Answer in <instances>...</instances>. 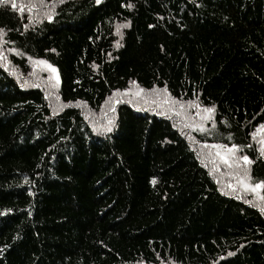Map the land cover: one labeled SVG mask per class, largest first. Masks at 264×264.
Returning a JSON list of instances; mask_svg holds the SVG:
<instances>
[{
    "label": "trees",
    "instance_id": "trees-1",
    "mask_svg": "<svg viewBox=\"0 0 264 264\" xmlns=\"http://www.w3.org/2000/svg\"><path fill=\"white\" fill-rule=\"evenodd\" d=\"M0 28V264H264V0H8Z\"/></svg>",
    "mask_w": 264,
    "mask_h": 264
},
{
    "label": "snow or ice",
    "instance_id": "snow-or-ice-1",
    "mask_svg": "<svg viewBox=\"0 0 264 264\" xmlns=\"http://www.w3.org/2000/svg\"><path fill=\"white\" fill-rule=\"evenodd\" d=\"M8 2V0H0V3H7ZM96 2L97 3H100V0H96ZM129 7H131V5H128ZM12 7L13 8H15L16 7V4L13 2V4H12ZM23 5H21V8H20V10L21 11H23ZM51 19V17H49V20ZM127 25H125V27H126ZM3 29L2 28H0V33H3ZM39 63H41V64H46V62L45 61H39ZM48 66V68L53 72V73H55L56 72V69L54 68V67H52L51 65H47ZM57 82H59L58 81V77H57ZM206 111H208V112H211L212 111V109H206ZM109 131L111 130V129H108ZM222 147V146H221ZM261 147H262V149H264V141H261ZM217 155H220V153H217ZM221 159H223L224 160V162L225 163H228V158L227 157H221ZM242 159L246 162V163H250V161H249V159H248V157L247 156H244V157H242ZM155 181H153V183H154ZM248 187H252L253 188V190H255V189H259V188H262V187H264V182H260V183H257V184H255L254 186H252V185H248ZM0 214H3V213H0ZM229 255H231V253H229Z\"/></svg>",
    "mask_w": 264,
    "mask_h": 264
},
{
    "label": "rangeland",
    "instance_id": "rangeland-1",
    "mask_svg": "<svg viewBox=\"0 0 264 264\" xmlns=\"http://www.w3.org/2000/svg\"><path fill=\"white\" fill-rule=\"evenodd\" d=\"M38 66H39V68H41L42 70H44V71H46V72L49 73V76H50L51 81H52L53 83H59V82H57V77H58V81H60V80H59L58 73H56L57 71H56L55 73H53V72L48 68L47 64H41V63H39ZM129 94H130V95H133V98H136L138 95H140V92H139L137 89L132 88L131 91L129 92ZM201 115H202L204 118H206V119H209V118H210V114H209L207 111H201ZM233 152H235V150H233ZM230 154H231V156H234L233 153H230ZM233 159H234V158H233ZM247 184H248V183H247Z\"/></svg>",
    "mask_w": 264,
    "mask_h": 264
}]
</instances>
